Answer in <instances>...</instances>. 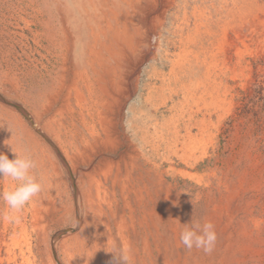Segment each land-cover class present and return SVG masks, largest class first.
I'll use <instances>...</instances> for the list:
<instances>
[{"label": "bare ground", "instance_id": "1", "mask_svg": "<svg viewBox=\"0 0 264 264\" xmlns=\"http://www.w3.org/2000/svg\"><path fill=\"white\" fill-rule=\"evenodd\" d=\"M263 17L260 0H0V152L43 185L19 213L0 200L2 263L231 264L179 233L214 225L215 109Z\"/></svg>", "mask_w": 264, "mask_h": 264}, {"label": "rangeland", "instance_id": "2", "mask_svg": "<svg viewBox=\"0 0 264 264\" xmlns=\"http://www.w3.org/2000/svg\"><path fill=\"white\" fill-rule=\"evenodd\" d=\"M246 25L233 46L231 94L215 109L213 221L231 264H264V24ZM202 158L198 171L205 176ZM0 251L5 264L4 248ZM16 258L10 264H25Z\"/></svg>", "mask_w": 264, "mask_h": 264}, {"label": "clouds", "instance_id": "3", "mask_svg": "<svg viewBox=\"0 0 264 264\" xmlns=\"http://www.w3.org/2000/svg\"><path fill=\"white\" fill-rule=\"evenodd\" d=\"M156 37L152 38L155 44ZM14 158L0 152V178L14 182L15 186L0 192V200L3 201L10 213L21 212L34 198L43 191L42 183L34 175L36 162L28 155L21 154L11 147ZM16 217L6 215L5 219L13 220ZM217 242V233L211 222L201 223L192 219L185 223L179 233V244L186 250H202L206 254L213 252ZM113 264H130V257L125 250L116 249L112 251Z\"/></svg>", "mask_w": 264, "mask_h": 264}]
</instances>
